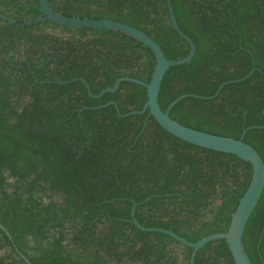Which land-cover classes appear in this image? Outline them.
Masks as SVG:
<instances>
[{
  "label": "trees",
  "instance_id": "trees-1",
  "mask_svg": "<svg viewBox=\"0 0 264 264\" xmlns=\"http://www.w3.org/2000/svg\"><path fill=\"white\" fill-rule=\"evenodd\" d=\"M195 42L186 63L165 73L161 108L184 93L170 116L205 132L239 138L264 161V0H171ZM66 16L111 19L153 38L166 58L189 44L173 28L165 0H48ZM16 21L42 14L38 0H0ZM152 50L126 34L51 20L18 27L0 17V264H189L190 242L227 231L252 166L234 154L188 143L148 110ZM114 100V104H106ZM97 108H85L103 105ZM147 199V200H145ZM253 264H264V189L243 233ZM193 264H235L224 239L207 242Z\"/></svg>",
  "mask_w": 264,
  "mask_h": 264
},
{
  "label": "water",
  "instance_id": "water-1",
  "mask_svg": "<svg viewBox=\"0 0 264 264\" xmlns=\"http://www.w3.org/2000/svg\"><path fill=\"white\" fill-rule=\"evenodd\" d=\"M38 1L42 14L35 17L34 19L16 21L15 19H12L2 14H0V17L3 20L8 21L10 24L16 25L18 27L32 25L43 20H51L57 24L68 27H90L117 31L144 43L147 47L152 50L156 58V65L149 82H144L140 79L130 76H123L116 79L113 86L105 87L101 89L97 94L91 92L88 82L81 76L73 77L70 80H44L40 82H55L58 84H67L69 82L78 80L82 82L85 86L87 94L94 99L100 98L105 92L116 91L119 87L120 82L122 81H129L142 85L145 87L147 94V99L143 107L140 110H133L124 114H121L119 110H117L119 115L125 116L129 114H141L148 110V114L152 115L161 127H163L167 132L171 133L172 135L178 137L179 139L207 149L234 154L240 159L249 162L252 166V174L249 184L242 196L240 197L235 210L231 214L229 227L225 232L212 233L210 235L202 237L201 239L195 242H190L169 229L161 227H145L141 225L134 216V209L136 203H134L131 208L133 224L143 231H157L168 234L176 240L186 244L187 246H190L192 248V252L189 264H193L195 254L199 248L203 247L207 242L217 239H224L226 241L235 264H253L245 251L242 238L248 219L253 210L255 209L264 189V161L258 151L252 145L244 141V134L247 131L248 127L244 128L241 136L236 139L232 137L212 134L209 132L185 126L173 119L170 116L169 112L178 101L188 96L201 99H211L216 97L220 93L224 85L231 82H238L246 79L254 72L255 67H252L251 70L243 77L222 82L212 95L204 96L194 93H184L174 98L167 105L166 109L163 110L159 104L158 95L160 85L165 73L172 66L181 65L188 62L196 52L194 40L180 28L178 22L176 21L174 8L171 0H165L171 24L175 31L189 44L188 53L184 57L179 59L166 58L160 45L153 38H151L144 31L133 27L127 23L111 19H94L88 17L66 16L52 8L48 0ZM106 104L116 105L114 100H110ZM104 105L105 104L91 107L83 106L82 108H80V111L85 108H97L102 107ZM0 227L5 230V228L1 224ZM5 232L7 233L6 230Z\"/></svg>",
  "mask_w": 264,
  "mask_h": 264
}]
</instances>
